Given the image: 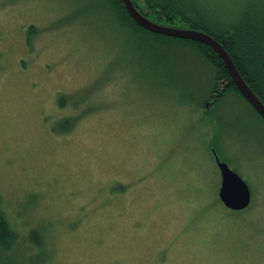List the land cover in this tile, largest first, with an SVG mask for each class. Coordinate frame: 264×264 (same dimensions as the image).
I'll return each mask as SVG.
<instances>
[{
    "label": "rangeland",
    "instance_id": "374dc122",
    "mask_svg": "<svg viewBox=\"0 0 264 264\" xmlns=\"http://www.w3.org/2000/svg\"><path fill=\"white\" fill-rule=\"evenodd\" d=\"M122 24L97 0H0V210L17 233L0 264H264V122L227 80L210 93L194 49ZM214 156L246 210L219 200Z\"/></svg>",
    "mask_w": 264,
    "mask_h": 264
},
{
    "label": "trees",
    "instance_id": "16d2710c",
    "mask_svg": "<svg viewBox=\"0 0 264 264\" xmlns=\"http://www.w3.org/2000/svg\"><path fill=\"white\" fill-rule=\"evenodd\" d=\"M97 1L102 8L109 10L115 19L123 22L122 25L146 37V41L151 42L153 38L161 44L173 42L175 45L181 44L194 49L213 71L210 93L216 92L219 81L227 80L230 89H233L263 121L239 93L220 58L211 48L199 42L165 37L141 28L129 17L122 0ZM131 2L139 13L155 23L168 26L181 24L184 28L198 30L214 38L226 50L242 79L264 105V0H131ZM28 29L31 30L32 27ZM147 35L151 38L149 39ZM219 204L221 205L220 202ZM11 227L0 210V259L3 260H8V254L17 241V233ZM30 234L32 241L36 231H30ZM32 242L36 246L42 243L36 238Z\"/></svg>",
    "mask_w": 264,
    "mask_h": 264
},
{
    "label": "water",
    "instance_id": "95a60500",
    "mask_svg": "<svg viewBox=\"0 0 264 264\" xmlns=\"http://www.w3.org/2000/svg\"><path fill=\"white\" fill-rule=\"evenodd\" d=\"M122 3L129 17L141 28L165 37L199 42L211 48L220 58L239 93L264 121V105L242 79L230 56L219 42L198 30L173 28L155 23L139 13L131 0H122ZM214 157L220 174L219 200L231 211L246 209L250 205L252 198L248 185L238 174L230 170L225 163L221 162L216 156Z\"/></svg>",
    "mask_w": 264,
    "mask_h": 264
}]
</instances>
